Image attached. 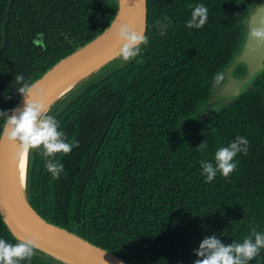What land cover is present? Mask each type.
<instances>
[{"label": "trees", "instance_id": "trees-1", "mask_svg": "<svg viewBox=\"0 0 264 264\" xmlns=\"http://www.w3.org/2000/svg\"><path fill=\"white\" fill-rule=\"evenodd\" d=\"M263 2L147 0L141 55L105 65L49 110L79 148L57 155L59 179L38 152L28 156L26 196L37 213L128 264H194L206 236L228 245L253 227L264 232V73L219 110H204L228 69L246 74L233 62ZM201 3L209 19L188 29ZM117 10L118 0H0V111L21 98L16 75L35 82L107 29ZM165 15L171 25L161 36L155 22ZM40 33L44 47L34 42ZM237 136L249 140L248 154L229 178L206 183L200 162ZM0 238L18 241L1 216ZM22 264L65 263L36 250ZM250 264H264V249Z\"/></svg>", "mask_w": 264, "mask_h": 264}, {"label": "clouds", "instance_id": "clouds-1", "mask_svg": "<svg viewBox=\"0 0 264 264\" xmlns=\"http://www.w3.org/2000/svg\"><path fill=\"white\" fill-rule=\"evenodd\" d=\"M209 19V9L204 4H197L192 8L191 18L186 22L188 29H201ZM252 20V19H251ZM251 23V22H250ZM171 25V19L165 15L155 22L159 35H166ZM115 38L118 43L116 56L123 62H131L141 55V45L149 43L145 34L143 20L135 26L117 24ZM111 30V31H112ZM255 42V47L249 50L256 53L258 48L264 47V18L259 20V26L249 28L248 40ZM224 79L217 73L214 77L216 84ZM16 88L24 100L22 108H14L8 112L0 111L4 123L0 128V143L7 141L17 145L13 160L29 156L33 151L38 152L44 161V167L54 179H59L65 173L64 165L56 159L58 154H70L74 148H79L78 141H68L65 133L60 128V122L54 115L49 114V106L45 102V91L39 87V82L25 80L20 74L15 76ZM208 147L207 142H202L196 149L203 152ZM250 142L246 137L237 136L227 146L217 148L214 160L201 161L202 174L206 176V183L212 182L218 174L229 178L238 169L239 154L247 155ZM39 248V241L34 237H25L15 244L0 238V264H22L30 261ZM264 249V232L251 228L250 234L242 242L234 241L224 244L216 235L206 236L199 248L194 250L198 257L194 264H250L256 260Z\"/></svg>", "mask_w": 264, "mask_h": 264}, {"label": "water", "instance_id": "water-1", "mask_svg": "<svg viewBox=\"0 0 264 264\" xmlns=\"http://www.w3.org/2000/svg\"><path fill=\"white\" fill-rule=\"evenodd\" d=\"M146 17L147 0H118V10L107 29L63 58L35 81L39 82V87L46 93L45 102L47 103L56 91L75 77L87 72H93L91 75L93 76L105 65L119 59L116 56L118 43L114 35L115 29L112 30V28L122 23L135 26L143 20L146 33ZM261 18H264V2L249 14L245 40L240 53L233 62V65H245L246 74L239 77L234 74L233 68L228 69L226 80L216 93V98L231 100L238 97L253 84L258 76L264 73V47L252 53L249 49L256 45L252 39L248 40L249 28H257ZM34 42L44 47V35L38 34ZM23 106L24 100L21 97L14 108ZM17 147L7 141L0 143V216L12 235L17 240L28 236L38 239L39 248L37 250L65 264L68 263L53 255V252L85 264H128L115 254L79 235L49 223L37 213L27 200L26 184L23 191L17 186L16 160L12 158Z\"/></svg>", "mask_w": 264, "mask_h": 264}, {"label": "bare ground", "instance_id": "bare-ground-1", "mask_svg": "<svg viewBox=\"0 0 264 264\" xmlns=\"http://www.w3.org/2000/svg\"><path fill=\"white\" fill-rule=\"evenodd\" d=\"M92 73L93 72H91V73H89V72L83 73V74L75 77L74 79H72L71 81H69L68 83H66L63 87H61L58 91H56L54 93V95L51 97V99L47 102V105L49 106V110L53 106H55V104L59 100H61L66 95H68L71 91H73L76 87H78L86 79H88L89 77H91ZM27 157L28 156H25V157H21V158L16 159V164H15V172H16L17 186H18L19 189H21V191L24 190L25 184L27 182V180H26ZM27 170H28V168H27ZM53 255L57 256L59 259L63 260L64 262H66L68 264H85V263H82V262L77 261L75 259H72L70 257L64 256L62 254H58V253H54L53 252Z\"/></svg>", "mask_w": 264, "mask_h": 264}, {"label": "rangeland", "instance_id": "rangeland-1", "mask_svg": "<svg viewBox=\"0 0 264 264\" xmlns=\"http://www.w3.org/2000/svg\"><path fill=\"white\" fill-rule=\"evenodd\" d=\"M122 61L121 58L115 60L114 62H112V66L117 65L118 63H120ZM216 94V93H215ZM215 98V100H214ZM213 100L211 101V105L207 106L204 110H206V113H211L214 112L216 110H219L220 108H222L223 105L227 104L229 102V100H223V99H218V97H214Z\"/></svg>", "mask_w": 264, "mask_h": 264}, {"label": "flooded vegetation", "instance_id": "flooded-vegetation-1", "mask_svg": "<svg viewBox=\"0 0 264 264\" xmlns=\"http://www.w3.org/2000/svg\"><path fill=\"white\" fill-rule=\"evenodd\" d=\"M221 84H223V82Z\"/></svg>", "mask_w": 264, "mask_h": 264}]
</instances>
